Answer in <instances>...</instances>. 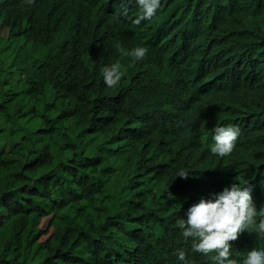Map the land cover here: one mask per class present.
I'll list each match as a JSON object with an SVG mask.
<instances>
[{
  "label": "trees",
  "instance_id": "16d2710c",
  "mask_svg": "<svg viewBox=\"0 0 264 264\" xmlns=\"http://www.w3.org/2000/svg\"><path fill=\"white\" fill-rule=\"evenodd\" d=\"M8 7L0 11V29L25 40L0 66V141L14 144L0 148V264H213L195 252L177 223L191 181L176 176L181 169L192 173L194 163L149 147L151 133L129 135L135 132L130 122L142 132L173 128L155 102L128 91L127 61L102 48L86 54L83 37L68 40L66 31L42 20L35 4L8 0ZM111 14L119 16L106 19L108 45L123 19L131 22L130 11ZM170 19L171 28L163 30ZM246 19L249 29L259 25V36L264 0H169L156 26L138 37L159 44L198 21ZM8 46L0 39V56ZM116 60L124 74L108 87L102 72ZM9 66L15 71H6ZM16 74L21 84L11 89ZM240 120L247 155L264 126L246 113ZM259 144L264 149V139ZM161 186V194L152 190ZM256 215L264 216V208ZM128 219L135 229L125 228ZM247 235L246 245H234L236 253L264 247V237Z\"/></svg>",
  "mask_w": 264,
  "mask_h": 264
},
{
  "label": "clouds",
  "instance_id": "9594fccd",
  "mask_svg": "<svg viewBox=\"0 0 264 264\" xmlns=\"http://www.w3.org/2000/svg\"><path fill=\"white\" fill-rule=\"evenodd\" d=\"M23 1L35 4L42 20L66 31L68 40L83 37L86 54L102 48L125 59L130 68L124 79L128 91L159 106L172 130L142 132L130 122L129 131L135 132L129 135L141 139L151 133L149 147L194 163L192 173L181 169L176 179L191 181L179 202L182 216L177 223L185 240L192 238L195 252L213 264H264V247L234 251L235 244L246 245L248 233L264 237V216L256 215L264 208V196L257 200L254 196L255 191H264V149L259 144L264 132H256V142L246 155L241 142L248 141L240 120L246 113L247 119L264 126V30L258 36L259 25L245 27L251 19L223 25L198 21L188 33L177 31L157 44L138 36L150 31L157 12L169 0ZM7 9L8 0H0V11ZM128 11L131 22L120 16L124 24L108 45L106 19ZM171 23L172 19L163 30H169ZM2 38L7 45L12 39L25 40L24 35L9 36L6 29H0ZM119 62L103 69L108 87L121 82L124 70ZM145 185L152 186L149 181ZM152 190L161 194L163 186ZM124 226L135 229L137 224L128 219ZM177 251L184 261L185 251Z\"/></svg>",
  "mask_w": 264,
  "mask_h": 264
},
{
  "label": "rangeland",
  "instance_id": "374dc122",
  "mask_svg": "<svg viewBox=\"0 0 264 264\" xmlns=\"http://www.w3.org/2000/svg\"><path fill=\"white\" fill-rule=\"evenodd\" d=\"M12 43L9 44L8 48L3 52V55L0 56V60L1 58H3V56H7L8 60L1 63L0 62V66L4 67L8 64V62L11 60L12 57H8L9 55L10 56H13L14 53L16 52V49H17V46L18 44L22 43L23 41V38H20V39H12ZM5 44H1V47H3ZM9 70H12V71H15L13 67H7L6 68V71H9ZM21 84L20 82H18V79H14L12 78L8 84L7 87H10L11 89H16L17 85ZM14 144L12 142H2L0 141V148L2 149H11V147L13 146Z\"/></svg>",
  "mask_w": 264,
  "mask_h": 264
},
{
  "label": "bare ground",
  "instance_id": "6f19581e",
  "mask_svg": "<svg viewBox=\"0 0 264 264\" xmlns=\"http://www.w3.org/2000/svg\"><path fill=\"white\" fill-rule=\"evenodd\" d=\"M24 92V91H23ZM26 231V230H25ZM1 242V241H0Z\"/></svg>",
  "mask_w": 264,
  "mask_h": 264
}]
</instances>
